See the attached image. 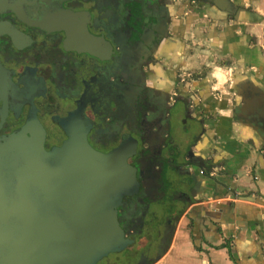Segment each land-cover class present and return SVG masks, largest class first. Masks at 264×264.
Listing matches in <instances>:
<instances>
[{"label": "flooded vegetation", "instance_id": "af4514ba", "mask_svg": "<svg viewBox=\"0 0 264 264\" xmlns=\"http://www.w3.org/2000/svg\"><path fill=\"white\" fill-rule=\"evenodd\" d=\"M260 2L0 0V196L44 157L66 167L74 152L60 148L77 129L101 152L126 144L138 181L118 220L133 235L125 248L141 249L134 264L155 263L163 235L198 214L180 168L192 144L212 143L214 161L226 139L253 144V124L264 154Z\"/></svg>", "mask_w": 264, "mask_h": 264}, {"label": "water", "instance_id": "95a60500", "mask_svg": "<svg viewBox=\"0 0 264 264\" xmlns=\"http://www.w3.org/2000/svg\"><path fill=\"white\" fill-rule=\"evenodd\" d=\"M128 149L123 144L98 151L77 129L60 148L65 157L74 152L64 161L66 167L59 162L62 169L57 170L44 157L46 162L35 169L13 173L11 198L0 196V264H97L123 250L133 235L125 234L117 207L138 181L126 160ZM261 159L259 154L260 165ZM214 162L208 157L201 166L212 173ZM190 174L185 183L193 191L199 180L194 171ZM168 236L163 235L161 249Z\"/></svg>", "mask_w": 264, "mask_h": 264}, {"label": "crops", "instance_id": "0c3cea01", "mask_svg": "<svg viewBox=\"0 0 264 264\" xmlns=\"http://www.w3.org/2000/svg\"><path fill=\"white\" fill-rule=\"evenodd\" d=\"M259 9L264 14V0ZM250 53L260 63L258 48ZM245 128L255 135L253 124ZM254 135L255 149L242 138L219 143L212 173L201 166L213 151L212 143L198 138L192 144L196 159L188 156L180 168L196 173L194 192L203 199L189 204L187 210L198 214L184 217L168 234L170 241L153 264H264V154Z\"/></svg>", "mask_w": 264, "mask_h": 264}, {"label": "rangeland", "instance_id": "374dc122", "mask_svg": "<svg viewBox=\"0 0 264 264\" xmlns=\"http://www.w3.org/2000/svg\"><path fill=\"white\" fill-rule=\"evenodd\" d=\"M258 51L260 53V49H258ZM220 55L222 56L223 54L220 53ZM246 57H249V56H246ZM230 61H231V66L229 69L225 68V66L223 67L221 62H220L219 69L221 72H224L225 70H227V71L233 70L234 67L235 68L237 67V64L234 61L233 57L230 59ZM153 249H154V244L152 242L149 245V250L145 254L146 255L151 254V252H154ZM131 250H133V252ZM139 250H141V249H138L136 246H132V249H126L125 248L120 252H111L108 255L104 256L102 259H100L97 264H134V263H136L135 261L137 260V256L140 252Z\"/></svg>", "mask_w": 264, "mask_h": 264}]
</instances>
